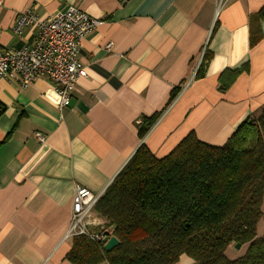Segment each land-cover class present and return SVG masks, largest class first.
Here are the masks:
<instances>
[{"label":"crops","instance_id":"1","mask_svg":"<svg viewBox=\"0 0 264 264\" xmlns=\"http://www.w3.org/2000/svg\"><path fill=\"white\" fill-rule=\"evenodd\" d=\"M1 0L0 48L32 41L35 26L14 34L17 13L38 18L69 5L98 20L81 40L85 76L69 104L54 101L46 75L21 87L0 80V264H72L66 257L74 184L102 192L144 143L167 154L189 131L222 145L236 126L264 106V20L250 46L248 16L264 0ZM205 50L203 76L195 72ZM247 64L220 89L219 76ZM177 95L166 105L170 91ZM160 115L142 138V116ZM42 135L40 141L35 136ZM256 236L264 237V195ZM104 227L112 230V226ZM111 235V234H110ZM109 235V236H110ZM247 244H229L228 259ZM181 254L174 264H191Z\"/></svg>","mask_w":264,"mask_h":264},{"label":"trees","instance_id":"2","mask_svg":"<svg viewBox=\"0 0 264 264\" xmlns=\"http://www.w3.org/2000/svg\"><path fill=\"white\" fill-rule=\"evenodd\" d=\"M264 3L248 16L249 45L261 38ZM207 50L194 77L204 74ZM243 64L219 76L220 89L247 70ZM179 87L170 91L168 105ZM159 112L142 116V138ZM264 195V106L245 117L222 145L199 140L189 131L164 156L144 143L107 185L94 210L112 226L118 243L109 250L75 235L66 253L72 264H174L181 254L191 264H264V237L256 236ZM231 243L247 244L228 259Z\"/></svg>","mask_w":264,"mask_h":264},{"label":"built area","instance_id":"3","mask_svg":"<svg viewBox=\"0 0 264 264\" xmlns=\"http://www.w3.org/2000/svg\"><path fill=\"white\" fill-rule=\"evenodd\" d=\"M226 1L217 0L216 9ZM97 23L96 18L72 5L43 18H38L30 8L20 10L12 25L13 33L19 35L29 25L35 26V33L28 44L0 48V80L9 77L24 87L37 76L46 75L57 85L53 88V95L61 111L70 102L76 78L86 75L79 56L81 40ZM35 136L43 140L40 133L36 132ZM101 194L80 184L73 185L66 237L84 235L103 246L110 230L104 227L94 210Z\"/></svg>","mask_w":264,"mask_h":264},{"label":"water","instance_id":"4","mask_svg":"<svg viewBox=\"0 0 264 264\" xmlns=\"http://www.w3.org/2000/svg\"><path fill=\"white\" fill-rule=\"evenodd\" d=\"M104 240L105 241L103 244V248L105 250H109L110 248H112L114 245H116L118 243V239L114 235H110L109 237H106ZM234 246L236 248H238L239 243H234Z\"/></svg>","mask_w":264,"mask_h":264},{"label":"rangeland","instance_id":"5","mask_svg":"<svg viewBox=\"0 0 264 264\" xmlns=\"http://www.w3.org/2000/svg\"><path fill=\"white\" fill-rule=\"evenodd\" d=\"M239 247H240V245H239Z\"/></svg>","mask_w":264,"mask_h":264}]
</instances>
